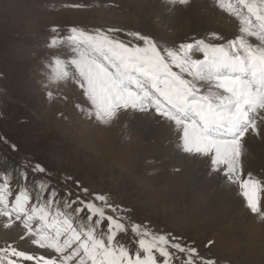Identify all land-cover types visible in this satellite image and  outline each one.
I'll return each mask as SVG.
<instances>
[{"label": "snow or ice", "instance_id": "1", "mask_svg": "<svg viewBox=\"0 0 264 264\" xmlns=\"http://www.w3.org/2000/svg\"><path fill=\"white\" fill-rule=\"evenodd\" d=\"M167 3L175 10L191 0ZM213 7L238 21L233 39L210 31L169 47L140 32L126 33V42L120 29L72 27L65 37L53 27L47 46L66 52L44 62L45 87L71 82L85 98L78 105L82 114L104 126L136 113L166 126L167 143L185 163L205 164L210 177L238 189L250 212L264 220V182L244 175L249 138L264 140V0H213ZM16 171V185L10 173H0V264H216L179 236L131 222L128 209L71 176L57 182L64 185L61 195L40 163ZM129 229L134 249L119 238Z\"/></svg>", "mask_w": 264, "mask_h": 264}, {"label": "rangeland", "instance_id": "2", "mask_svg": "<svg viewBox=\"0 0 264 264\" xmlns=\"http://www.w3.org/2000/svg\"><path fill=\"white\" fill-rule=\"evenodd\" d=\"M143 2L0 0V173H10L16 185L21 182L16 171L20 165L40 163L53 174L61 195L64 185L57 182L71 176L83 188L108 194L111 203L128 209L126 215L131 222L147 225L153 232L179 236L216 264H264V220L250 212L238 189H225L221 177L213 178L218 183L204 180L212 179L208 168L206 178L174 164L156 148L159 134L143 133L137 118L121 115L108 126L86 118L78 107L85 105V98L71 82L45 87L48 79L44 62L66 52V47L47 46L54 35L53 27L65 37L72 27L105 32L120 29L117 35L126 42L131 40L126 33L140 32L169 47L204 35L203 30L190 31L196 20L185 8L177 11V17L183 18L176 26L166 22L170 19L160 24L157 15L149 13L154 28L167 33L172 41L156 36L139 24L137 5ZM234 24L238 35V21ZM48 91H52L51 97ZM156 127L151 121V131L157 132ZM252 159L244 166L245 177L252 173L264 182V170L260 166L253 170ZM186 173L194 179L192 183ZM32 180L29 172L28 182ZM68 187L76 191L75 184ZM260 195L264 208V192ZM234 198L240 201L239 213L229 211L228 203ZM108 213L112 214L110 210ZM119 238L130 249L136 247L130 229Z\"/></svg>", "mask_w": 264, "mask_h": 264}, {"label": "bare ground", "instance_id": "3", "mask_svg": "<svg viewBox=\"0 0 264 264\" xmlns=\"http://www.w3.org/2000/svg\"><path fill=\"white\" fill-rule=\"evenodd\" d=\"M144 2L139 3L137 5L138 9L140 10V13L137 14L140 17L139 18L140 26L143 27L147 31H151L152 33H155L156 36H158L162 39L167 38L169 43H171L172 38L170 36H168L167 33L163 32V31H158L154 28V26L152 25L153 22L151 23V21L148 19L149 13H151V12L155 13L157 15L156 18L158 19V23H160V24L165 19H170L171 21H166V22L174 23V25H175V23L178 22V20L183 18V16L180 19L177 17V16H179L177 11L186 8L189 11V14H187V15L192 16L191 18L196 20V22L193 23V26H191V29H190V31H193V33L198 32V31L201 32V30H203L204 35H205L210 31H218V32L222 33L226 39H232L233 37H235L237 35V33H236L237 29H235V26H234L235 24L233 23L232 19L225 18L220 13H217L216 9L213 7V3L208 2L207 0H191V3L189 5L177 6L175 8V10H173V7L167 3V0H144ZM157 27H159V26H157ZM224 27L231 28V30H225L226 28L223 29ZM182 29H184V28H182ZM185 31H186V29H185ZM135 118H137L136 123L139 124L140 127H142L141 129L143 130V133L146 131L147 132L149 131L150 133L159 134V140L157 142H155L156 148H158L161 151H164L165 152L164 154H167L169 159L174 164H176V165L180 164V166L184 167L185 171H187V172H191L194 174L199 173L201 175V177H206L205 172L208 171L207 170L208 167L205 164L201 163L200 168H197L196 166L190 167L189 164L184 162V155L176 152L174 150V145L167 143L168 139L171 138V134L168 133L166 126L156 124L158 127L154 128V129H156L157 132L156 131L153 132L150 129V122L152 121L151 118L145 117L143 114H140V113H136L134 116V119ZM137 129H139V128H137ZM137 133H139V132H137ZM140 142H142V141L140 140ZM248 153L249 154L246 157L244 166L247 165V162L249 159L254 158V159H252L253 162L251 164L252 169L253 170H255L256 168L258 169V166H260V168H262L264 170V140H261L260 138H249V140H248ZM251 156H253V157H251ZM184 169H183V171H184ZM191 169H194L197 172L196 171L192 172L193 170H191ZM186 175L188 176L187 181L189 183H192V181L194 180V179H192V176H190L189 173H186ZM204 180H207V181L211 180V181L218 183V181L213 179V178L212 179H204ZM196 183H197V181H196ZM193 188H195V186H193ZM215 199L216 198H214V200L212 201L213 204H215V202H217V201H215ZM231 200H233V201H231V202L229 201V203H228L229 211L234 212V210H237L235 212L239 213V211L241 210L240 204H239L240 201L238 199H235V198L231 199ZM241 213H243V212L241 211ZM12 235H13L12 233L8 234L9 237H11ZM21 247L27 248L29 250H35L32 248L31 245L25 244L24 242H21ZM38 251H42V250H38Z\"/></svg>", "mask_w": 264, "mask_h": 264}]
</instances>
